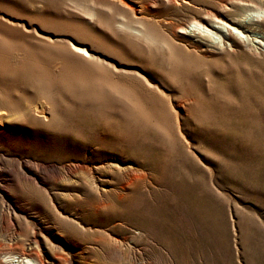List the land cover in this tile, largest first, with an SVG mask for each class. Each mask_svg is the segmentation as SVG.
<instances>
[{
    "label": "rangeland",
    "instance_id": "1",
    "mask_svg": "<svg viewBox=\"0 0 264 264\" xmlns=\"http://www.w3.org/2000/svg\"><path fill=\"white\" fill-rule=\"evenodd\" d=\"M129 1L0 0V264H264V2Z\"/></svg>",
    "mask_w": 264,
    "mask_h": 264
},
{
    "label": "bare ground",
    "instance_id": "2",
    "mask_svg": "<svg viewBox=\"0 0 264 264\" xmlns=\"http://www.w3.org/2000/svg\"><path fill=\"white\" fill-rule=\"evenodd\" d=\"M259 2H264V0H258ZM117 2L121 5V6H123V8L127 11V12H129L133 17H135V18H137V19H141V18H143V11L141 10V9H137L136 8V4L135 3H132V2H130L129 0L127 1V0H117ZM186 2H187V0H186ZM232 6L235 8V10H233V11H231L230 12V14L229 15H236L237 13H239V12H243V11H246V10H248L249 9V7H247V6H242V5H239V4H232ZM243 21L245 22V19L243 18ZM262 24H263V26H264V19H263V21H262ZM238 25H242V26H244L245 25V23L243 24V23H241V22H238ZM246 26V25H245ZM251 26H253V23H249L248 25H247V27L248 28H251ZM257 26V25H256ZM36 35V34H35ZM227 35L229 36V37H231V38H233V39H235L236 37L231 33V32H228L227 33ZM86 37V36H85ZM73 38V37H72ZM236 40V39H235ZM237 42H242L241 40H239V39H237ZM72 49L74 50V51H76V53L80 50V49H82V46H80V45H77V46H75V47H72ZM85 52V51H84ZM80 53V52H79ZM81 54V53H80ZM79 54V56L80 57H82V54L80 55ZM78 56V57H79ZM43 109L42 108H40V111H36L37 112V114H39V115H41L42 116V118L43 119H46V115L44 114V112L42 111ZM21 259H14V261L16 262V264H17V262H19ZM6 264H10V263H6Z\"/></svg>",
    "mask_w": 264,
    "mask_h": 264
}]
</instances>
